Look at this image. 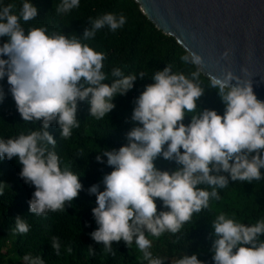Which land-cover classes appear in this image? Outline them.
<instances>
[{
	"label": "clouds",
	"instance_id": "obj_1",
	"mask_svg": "<svg viewBox=\"0 0 264 264\" xmlns=\"http://www.w3.org/2000/svg\"><path fill=\"white\" fill-rule=\"evenodd\" d=\"M79 4L80 0H62L56 12L67 13ZM13 7L0 8V38L7 37L0 44V81L7 77L23 121L40 122L41 126L27 135L0 139V160L18 158L20 177L35 188L29 211L47 216L65 211L66 204L71 205L83 190L79 176L61 168L54 151L57 141L48 128L55 123L61 138H70L72 130L80 127L78 103L84 101L90 104L92 117L104 119L115 108L113 98L131 90L137 74L125 75L113 68L115 79L110 85L103 83L108 79L102 70L105 54L82 43L105 27L112 32L121 29L127 23L123 14L89 18L91 28L77 39L50 35L46 28L25 32L21 20H34L38 10L29 0H24L18 15L12 13ZM185 53L181 61L196 70L185 75L167 65L155 72L154 83L135 100L131 121L138 126L126 134L128 143L96 156L99 163H104L102 156L107 157L106 163L113 169L103 177L104 190H99V184L88 189L96 197L92 215L98 225L91 238L107 252H112L113 242L131 246L134 241L148 264H163L164 259L153 258L146 233L157 238L166 232L175 235L194 214L207 209L211 199H221L217 189L226 188L229 179L252 182L264 178L260 171L264 168V101L257 98L252 81L231 71L210 76L209 86L218 90L225 110L223 115L210 109L198 112L197 101L204 95L200 83L204 61L194 51L186 49ZM138 75L145 76L143 72ZM4 99L0 87V103ZM187 114L192 116L185 124ZM159 157L180 167L171 173L162 171L154 163ZM157 199L167 211L158 210ZM212 227L217 237L212 245L214 264H264V241L260 240L264 219L247 226L221 213ZM15 229L27 234L30 226L16 217ZM51 247L60 254L59 238H52ZM89 250H93L91 245ZM23 262L44 264L40 257L27 254ZM174 264L204 262L196 254H185Z\"/></svg>",
	"mask_w": 264,
	"mask_h": 264
},
{
	"label": "trees",
	"instance_id": "obj_2",
	"mask_svg": "<svg viewBox=\"0 0 264 264\" xmlns=\"http://www.w3.org/2000/svg\"><path fill=\"white\" fill-rule=\"evenodd\" d=\"M38 10L34 20L27 23L21 20L27 32L31 28H46L48 34L60 33L72 38L81 39L85 29H90L89 18L96 19L106 13L119 16L123 14L127 23L116 32L107 27L98 30L93 39L82 40L97 52L105 54L103 72L108 79L103 83L111 84L114 77L113 68H120L125 75H136L134 86L126 94H117L112 102L115 108L104 119L97 120L90 115V104L87 101L78 103L77 119L80 127L72 130V136L62 139L61 129L53 123L48 131L57 141L54 151L60 157L61 168H68L78 175L83 190L78 198L65 206V211L49 212L47 216H37L29 211V200L35 191L34 186L25 183L19 173L22 165L18 158L11 161L0 160V264H24L27 254L40 257L44 264H148L143 253L133 241L127 246L123 241L113 242L112 252H107L102 244H97L90 233L98 225L92 215L96 207L95 195L88 189L102 183L104 175L113 169L96 161V156L104 150H118L128 143L126 134L135 126L131 121L135 100L154 83L152 77L156 71L171 65L173 72L190 75L195 71L191 64H185L180 57L185 53L183 48L172 37L165 36L140 11L134 0H80L79 7L67 13H57L56 8L62 0H29ZM24 0H0V8L13 5L12 13L18 15ZM7 37L0 38V44ZM7 58V57H3ZM143 72V79L139 73ZM204 95L197 101L198 112L204 109L217 111L223 115L225 105L221 101L218 90L209 86V79L200 76ZM5 99L0 103V139L15 138L21 133L27 135L39 130L40 122L25 123L19 115L14 99L9 92L7 77L0 81ZM192 114H187L184 123L191 121ZM51 149V146H49ZM162 171L174 172L180 167L174 161L159 157L154 162ZM261 173L264 174V168ZM228 175L227 173H221ZM198 187L206 188V185ZM221 199H211L209 207L193 215L192 220L183 225L180 232L173 235L164 233L159 238L146 233L152 242L149 251L153 258L164 259L163 264H174L185 254H196L204 264H214L212 245L217 238L214 235L212 222L224 213L228 218L247 226L264 219V178L252 182L231 181L224 189H217ZM158 210L167 211L162 202L156 201ZM16 217H22L30 226L27 234H19L15 229ZM59 238L60 254L51 247L52 238ZM264 241V235L260 236ZM89 245L93 250H89ZM71 248V252L68 249Z\"/></svg>",
	"mask_w": 264,
	"mask_h": 264
},
{
	"label": "water",
	"instance_id": "obj_3",
	"mask_svg": "<svg viewBox=\"0 0 264 264\" xmlns=\"http://www.w3.org/2000/svg\"><path fill=\"white\" fill-rule=\"evenodd\" d=\"M134 1L165 36L202 56L204 77L231 71L264 101V0Z\"/></svg>",
	"mask_w": 264,
	"mask_h": 264
}]
</instances>
